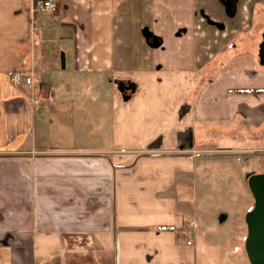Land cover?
<instances>
[{
    "label": "crops",
    "instance_id": "crops-1",
    "mask_svg": "<svg viewBox=\"0 0 264 264\" xmlns=\"http://www.w3.org/2000/svg\"><path fill=\"white\" fill-rule=\"evenodd\" d=\"M34 1L0 0V264H223L198 166L264 173V0Z\"/></svg>",
    "mask_w": 264,
    "mask_h": 264
},
{
    "label": "rangeland",
    "instance_id": "rangeland-1",
    "mask_svg": "<svg viewBox=\"0 0 264 264\" xmlns=\"http://www.w3.org/2000/svg\"><path fill=\"white\" fill-rule=\"evenodd\" d=\"M205 161V163H203L204 161H199L198 166V170L202 171L198 172L199 192L203 184L202 182L206 179V173L203 172L205 170L208 172V177L214 178V188L218 187L216 184L218 183L216 182L217 179L222 180V182H224V179H232L230 182H234L236 190H234L235 192L231 196L230 206L226 205V207H224L220 196H214V201H210L212 202H209L210 204L207 203L211 208H201L199 203L197 208L198 216L223 218V221L230 223V225H226L230 227L229 234H227L228 236L218 241L224 253L223 264H250L244 249L246 237L245 215L253 207L254 198L248 187L245 186L246 189L243 188V163L233 158L223 159L222 157H216ZM199 192L198 202H200Z\"/></svg>",
    "mask_w": 264,
    "mask_h": 264
},
{
    "label": "water",
    "instance_id": "water-1",
    "mask_svg": "<svg viewBox=\"0 0 264 264\" xmlns=\"http://www.w3.org/2000/svg\"><path fill=\"white\" fill-rule=\"evenodd\" d=\"M259 57L264 64V34ZM247 182L254 203L245 215L247 233L244 249L250 264H264V173L249 175Z\"/></svg>",
    "mask_w": 264,
    "mask_h": 264
},
{
    "label": "built area",
    "instance_id": "built-area-1",
    "mask_svg": "<svg viewBox=\"0 0 264 264\" xmlns=\"http://www.w3.org/2000/svg\"><path fill=\"white\" fill-rule=\"evenodd\" d=\"M58 1L57 0H36L32 3L33 12H46L51 13L57 9ZM35 73L33 71H14L10 76L11 83L20 87L23 84H34L35 82ZM36 104L40 103L39 99L34 100ZM194 224V221H189L188 225L191 226ZM181 234L185 237L189 235L187 229H182ZM187 244H191V241H187Z\"/></svg>",
    "mask_w": 264,
    "mask_h": 264
}]
</instances>
